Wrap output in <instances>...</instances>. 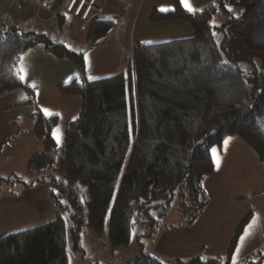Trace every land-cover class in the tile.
<instances>
[{
    "label": "trees",
    "instance_id": "16d2710c",
    "mask_svg": "<svg viewBox=\"0 0 264 264\" xmlns=\"http://www.w3.org/2000/svg\"><path fill=\"white\" fill-rule=\"evenodd\" d=\"M214 1L200 12H189L181 0L167 11L155 9L151 20H183L194 34L136 44L125 70L99 79L87 76L83 53L0 22V95L26 88L21 56L43 43L58 58L75 62L80 76L59 93L82 100L60 145L52 136L57 117L37 110L34 133L42 149L26 173L0 176V185L48 184L59 212L2 236L0 264H69L71 249L84 251L89 230L108 233L110 248L117 249L144 225L145 233H136L141 247V238L156 233L171 210L193 223L207 205L203 181L214 171L212 149L228 137L241 138L264 163V0ZM233 7L242 9L234 14ZM219 11L225 19L213 28ZM113 27L110 19H93L88 38L96 41ZM63 213L70 215L69 230ZM243 224L225 258L166 261L141 249L126 264H264L261 252L231 261Z\"/></svg>",
    "mask_w": 264,
    "mask_h": 264
},
{
    "label": "crops",
    "instance_id": "0c3cea01",
    "mask_svg": "<svg viewBox=\"0 0 264 264\" xmlns=\"http://www.w3.org/2000/svg\"><path fill=\"white\" fill-rule=\"evenodd\" d=\"M158 1L97 0L102 7V14L97 18L112 20L114 27L96 41L88 38L91 21L85 22L63 12L60 8L62 0H50L47 4L37 0H0V22L16 26L24 32L44 34L54 42L83 53L88 58L87 76L99 79L113 76L128 67L133 59L138 24L142 31L143 24L147 20L150 22V12L154 5L160 10L171 7L169 2L163 8L158 5ZM187 1L192 3L195 11H199L211 0ZM168 23L160 21V24H155L165 28ZM19 69L27 89L18 88L0 95L2 177L26 173L30 158L42 149V142L34 133V114L37 110L45 115L44 109H48L52 113L50 116L57 117L54 129L61 130L63 142L67 125L79 116L82 105L79 95L62 96L59 93L60 86L80 76L72 59L58 58L43 43H39L23 53ZM32 96L33 102H30ZM212 156L215 167L213 173L203 181L207 205L201 215L191 224H186L181 218L166 223L165 217L156 233L143 237L141 247L136 241L137 246L129 252L134 258L141 249L157 254L166 261L196 255L225 258L237 228L243 223L231 261L241 263L250 255L264 253V163L252 147L236 136L228 137L220 146H215ZM5 184L0 185V230H4L0 232V238L45 223L59 213L50 196L48 184ZM144 232L145 229L141 233ZM98 236L95 232L89 233V237L96 241L100 238ZM101 238V258L95 257L91 262H85L84 254H81V258L74 253L73 260L77 264L114 262L116 258L110 262L112 253L106 254V249H111L108 233ZM123 248L115 249V256L127 255ZM133 259H127L126 263Z\"/></svg>",
    "mask_w": 264,
    "mask_h": 264
},
{
    "label": "rangeland",
    "instance_id": "374dc122",
    "mask_svg": "<svg viewBox=\"0 0 264 264\" xmlns=\"http://www.w3.org/2000/svg\"><path fill=\"white\" fill-rule=\"evenodd\" d=\"M37 1H41V3L47 4L50 0H37ZM205 1H210V0H205ZM169 2L171 3V5H170L171 7L169 9H171L174 7L173 0H159L158 5L163 6V8H165ZM187 3L191 7H193L192 3H190L189 1H187ZM212 3H216V1L211 0L210 3H208V5L206 7H208ZM182 5L184 6V4H182ZM155 6H157V5H154L152 7L153 9L150 12V17H149L150 22L147 20V22L145 24H143L144 26L142 28V31H140V24H138V26L136 27V31H135V39H136L135 42H136V44H139V43L140 44H150V43H156V42H163V41H168V40H172V39H176V38L190 37L194 34L193 28L190 25V23L183 21V20H171V22L170 21H164L165 23L170 22L167 25H165V28H162V27L158 26V24H155L156 21L151 20V16H152L155 9L160 10L159 8H156ZM169 9L160 10V11H167ZM241 9L242 8H240V7H233L232 12L234 14H238V12ZM202 10H204V9L199 10V12ZM224 19H225V17L219 11L214 16L212 23L214 22L215 25L218 26L223 22ZM9 20H10V17H9ZM90 21H92V20H90ZM158 23L160 24V21ZM161 31H163V32H161ZM218 38H220V36H218ZM20 171H21V169H20ZM22 172H25V171H22ZM27 179H30V176H27ZM176 215H178L177 211L171 210L170 213L168 214V216L166 217V220H165V221H167L166 223L175 222V221L179 220L180 218H182V217H179L178 219H176ZM63 217L66 221L67 230H69L70 225H71L69 213H63ZM143 226L144 225L137 226V229L134 233L135 235H133V237H132V242L123 248L127 251V255L122 254V255H120V257H117V256H115V251H117V250H115V248L114 249L112 248L109 250L106 249V254L108 252L112 253L111 257H110V262L112 259L116 258V260L114 262L112 261L111 264H125L128 261L127 259L131 260L134 258V255L130 254L131 253L130 250L133 249L135 246H137L135 244L137 241L136 233L137 232H139V233L143 232V230L145 229V227H143ZM3 231L4 230H0V232H3ZM88 232L93 233L90 231H88ZM89 233H85V235H83V237H82L83 238L82 244L84 243V249H85L84 251H77L76 252V251L70 250V253H69L70 264H77L73 260V258L75 257L74 253H76L80 256H81V254H84L85 259L83 261H85V262L86 261L91 262L95 257L101 258L100 246H101V239H102L101 237L102 236L99 235L98 237H100V238H98V241H96L95 239L89 237ZM142 239H144V238L143 237L141 238V240H140L141 243H142ZM118 249H120V248H118ZM81 258H82V256H81ZM107 262H109V261H107Z\"/></svg>",
    "mask_w": 264,
    "mask_h": 264
},
{
    "label": "built area",
    "instance_id": "2783aa9c",
    "mask_svg": "<svg viewBox=\"0 0 264 264\" xmlns=\"http://www.w3.org/2000/svg\"><path fill=\"white\" fill-rule=\"evenodd\" d=\"M124 2L126 0H119ZM60 8L63 12L81 18L85 22L99 17L102 14V7L97 0H63Z\"/></svg>",
    "mask_w": 264,
    "mask_h": 264
},
{
    "label": "snow or ice",
    "instance_id": "6c2138e0",
    "mask_svg": "<svg viewBox=\"0 0 264 264\" xmlns=\"http://www.w3.org/2000/svg\"><path fill=\"white\" fill-rule=\"evenodd\" d=\"M181 3L184 4V6L187 8V10L189 12H195V9L187 3V0H181ZM229 11H232V9L229 8ZM212 27L215 28V27H217V25H215V23L213 22ZM212 34L216 35L215 32H213ZM84 59L87 61L88 58L85 57ZM21 79H24V77H21ZM89 79H92V77H89ZM44 113H45V115H49V116L52 115V113L48 109H44ZM52 136H53V139L57 142V144H62V134H61V130L59 128L53 130ZM227 142L228 141H225V143H227ZM61 202L63 203V201H61ZM133 235H135V234H133ZM241 239L243 240L244 238L242 237Z\"/></svg>",
    "mask_w": 264,
    "mask_h": 264
}]
</instances>
